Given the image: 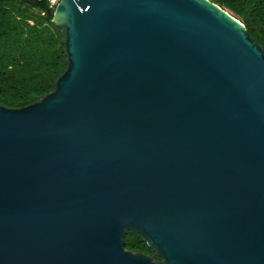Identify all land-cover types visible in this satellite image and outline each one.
<instances>
[{
    "label": "water",
    "instance_id": "1",
    "mask_svg": "<svg viewBox=\"0 0 264 264\" xmlns=\"http://www.w3.org/2000/svg\"><path fill=\"white\" fill-rule=\"evenodd\" d=\"M51 20L53 89L0 105V264H264V50L244 24L211 0H59Z\"/></svg>",
    "mask_w": 264,
    "mask_h": 264
},
{
    "label": "trees",
    "instance_id": "2",
    "mask_svg": "<svg viewBox=\"0 0 264 264\" xmlns=\"http://www.w3.org/2000/svg\"><path fill=\"white\" fill-rule=\"evenodd\" d=\"M240 20L264 50V0H211ZM49 0H0V105L11 108L39 100L66 66L61 29ZM124 246L155 259L144 240L127 232Z\"/></svg>",
    "mask_w": 264,
    "mask_h": 264
},
{
    "label": "built area",
    "instance_id": "3",
    "mask_svg": "<svg viewBox=\"0 0 264 264\" xmlns=\"http://www.w3.org/2000/svg\"><path fill=\"white\" fill-rule=\"evenodd\" d=\"M59 0H49L50 2V6H55V4L58 2Z\"/></svg>",
    "mask_w": 264,
    "mask_h": 264
}]
</instances>
